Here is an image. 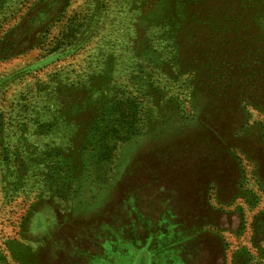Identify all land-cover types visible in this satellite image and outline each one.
Listing matches in <instances>:
<instances>
[{
    "label": "rangeland",
    "instance_id": "obj_1",
    "mask_svg": "<svg viewBox=\"0 0 264 264\" xmlns=\"http://www.w3.org/2000/svg\"><path fill=\"white\" fill-rule=\"evenodd\" d=\"M173 241L264 264V0H0V264Z\"/></svg>",
    "mask_w": 264,
    "mask_h": 264
},
{
    "label": "crops",
    "instance_id": "obj_2",
    "mask_svg": "<svg viewBox=\"0 0 264 264\" xmlns=\"http://www.w3.org/2000/svg\"><path fill=\"white\" fill-rule=\"evenodd\" d=\"M161 234H168L169 236H178L179 233H177V231L173 230V231H169V232H161ZM160 235V234H159ZM175 244H164V245H158L157 248H147V247H143V250L147 251V255H148V260L143 261V264H165L164 260L161 258V252H169L170 254H172L173 259L176 257L175 251L179 252V249H177V245L180 241L176 242L173 241ZM179 246H181V244L179 243ZM181 251V250H180ZM264 251V250H263ZM249 252V250H248ZM239 253H241L239 251ZM250 254V253H249ZM151 255V256H150ZM157 256V258H156ZM160 258V259H159ZM183 264H186L185 259H181L180 260ZM236 264H250V260L248 261H244L243 259V255L242 254H238V256L236 257ZM175 262V261H174ZM166 264H169V261H167Z\"/></svg>",
    "mask_w": 264,
    "mask_h": 264
}]
</instances>
